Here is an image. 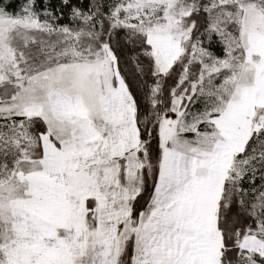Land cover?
<instances>
[{"label":"snow or ice","instance_id":"1","mask_svg":"<svg viewBox=\"0 0 264 264\" xmlns=\"http://www.w3.org/2000/svg\"><path fill=\"white\" fill-rule=\"evenodd\" d=\"M0 264H264V0H0Z\"/></svg>","mask_w":264,"mask_h":264}]
</instances>
